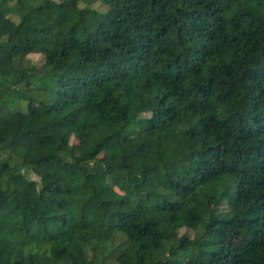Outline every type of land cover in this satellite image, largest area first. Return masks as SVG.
Returning a JSON list of instances; mask_svg holds the SVG:
<instances>
[{
	"label": "trees",
	"instance_id": "trees-1",
	"mask_svg": "<svg viewBox=\"0 0 264 264\" xmlns=\"http://www.w3.org/2000/svg\"><path fill=\"white\" fill-rule=\"evenodd\" d=\"M80 1L0 0V264H264V0Z\"/></svg>",
	"mask_w": 264,
	"mask_h": 264
},
{
	"label": "rangeland",
	"instance_id": "rangeland-1",
	"mask_svg": "<svg viewBox=\"0 0 264 264\" xmlns=\"http://www.w3.org/2000/svg\"><path fill=\"white\" fill-rule=\"evenodd\" d=\"M79 5L80 6H90L91 8L95 9L96 11H105L107 9V5L104 4L101 0H87V1L81 0ZM27 57L33 63H35L37 66L41 65L43 63V61H44V58H43L42 54L32 53V54H29ZM23 105L25 107L28 106L29 109H32V110H34V108H35V104L33 102H29V104H28V102H24ZM145 114L148 115V113H145ZM83 141H84V138H82V137L81 138L72 137V139H71V142H75V143H81ZM53 146H54L53 142H49V143L43 144L42 146L36 148V153L40 154L42 152L49 151ZM43 169L44 168H42V167H37L36 171L40 172ZM28 175L31 178L37 179L36 175L31 173V172H29ZM183 232H187L188 235H190V236L193 235V231L191 229H186V228L180 229V234H182ZM225 239H226L227 242H235V243L239 242V239H233L230 236H226ZM199 262L200 261L196 257H194L192 255H189L187 257V259L185 260L184 264H199Z\"/></svg>",
	"mask_w": 264,
	"mask_h": 264
}]
</instances>
